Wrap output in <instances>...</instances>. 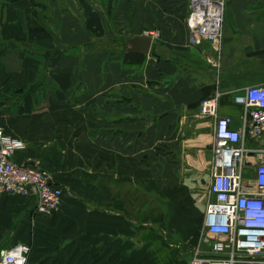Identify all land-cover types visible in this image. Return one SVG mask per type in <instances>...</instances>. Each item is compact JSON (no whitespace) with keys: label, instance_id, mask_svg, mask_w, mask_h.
Wrapping results in <instances>:
<instances>
[{"label":"crops","instance_id":"obj_1","mask_svg":"<svg viewBox=\"0 0 264 264\" xmlns=\"http://www.w3.org/2000/svg\"><path fill=\"white\" fill-rule=\"evenodd\" d=\"M61 1L49 0L57 34L41 21L46 5L38 0L8 4L0 32V129L26 143L15 162L46 171L64 191L52 218L36 212L35 195H0V264L18 244L32 247L30 264H138L145 163L165 160L173 177L171 157L193 162V153H212L214 120L199 111L217 93L219 116L241 127L236 97L264 85V0H227L220 53L192 42L191 0H117L115 7L105 0L104 10L97 0H78L79 8L67 0L70 9ZM135 36L153 38L148 54L126 52ZM44 80L52 89L15 93ZM249 144L264 148V137ZM186 188L190 219L202 226L208 189L195 214ZM178 194L163 191L174 203ZM60 219L67 228L57 233ZM65 242L78 245L65 249Z\"/></svg>","mask_w":264,"mask_h":264},{"label":"built area","instance_id":"obj_2","mask_svg":"<svg viewBox=\"0 0 264 264\" xmlns=\"http://www.w3.org/2000/svg\"><path fill=\"white\" fill-rule=\"evenodd\" d=\"M226 7L227 0L190 1L187 27L195 45L207 42L221 52ZM220 98L217 93L203 101L199 111L200 117L214 120L213 173L201 240L210 250L205 256L197 249L190 264H264V148L249 146L264 137V85L248 87L236 97L244 109L238 129L231 117L219 116ZM25 148L24 141L0 129V195H35L36 212L52 215L62 206L64 191L46 171L15 162ZM248 167H254L253 176ZM30 253L29 245L18 244L4 252L1 264H29Z\"/></svg>","mask_w":264,"mask_h":264},{"label":"rangeland","instance_id":"obj_3","mask_svg":"<svg viewBox=\"0 0 264 264\" xmlns=\"http://www.w3.org/2000/svg\"><path fill=\"white\" fill-rule=\"evenodd\" d=\"M38 1L47 7V10H42L41 13H53L52 7L49 6V0ZM61 2H64L63 6L65 8H71V2H67V0H62ZM61 2L60 4L62 5ZM76 3V7L78 8L82 4L78 0ZM117 3L118 1L114 0L113 6L115 7ZM96 4L100 10H104V6L106 5L105 0H97ZM7 6L8 4H5V0H0V15L3 13L2 21L4 20ZM49 15L54 19L53 14ZM3 47L4 44L1 43L0 39V48ZM210 129L214 132L213 126ZM211 149H213V146ZM203 152L202 150L201 154L193 153L191 155L193 162L188 161L190 158L187 161L183 160L181 158L182 154L178 157H171L174 159L171 167L176 165L177 169V173L173 177L168 166H165L166 162L164 159V161L156 159H148L146 161L145 165L148 169H145L144 209L143 213L139 211L138 218V231L139 233L144 231V244L143 247L139 245V249L144 250V255L139 258L138 264H190L192 257L198 249V245H200L199 248L205 253L210 250L208 245L201 244V240L206 234L203 225L201 226V223L195 224L194 220H191V212L188 210L189 207L183 199L184 192L189 191L186 187H189L190 190L193 189L192 212L196 214L197 211L202 212L204 210V196H206L213 173V151L212 153L207 150ZM198 157H201V160L198 161L196 159ZM158 170L160 171V176L157 174ZM247 174L248 176H253L254 167H248ZM175 188L178 192L181 190L183 193L181 195L178 194L177 202L165 200L163 191ZM56 213L50 217L56 216ZM130 216L136 221L135 215L130 214ZM72 226L69 228V233H73ZM54 228L57 233H60L67 228V224L63 219H60L55 222ZM134 229V233H136V227ZM54 243H49L48 248L53 247ZM45 245L38 243V248L45 249ZM62 245L65 249H73L78 243L65 242ZM53 262H55V259L51 261V263Z\"/></svg>","mask_w":264,"mask_h":264},{"label":"trees","instance_id":"obj_4","mask_svg":"<svg viewBox=\"0 0 264 264\" xmlns=\"http://www.w3.org/2000/svg\"><path fill=\"white\" fill-rule=\"evenodd\" d=\"M24 0H5V4H17L19 2H22ZM47 10V7H45V11ZM49 14H52V13H44V15H42L41 17V21L46 25L48 26L55 34H57V31H58V28L56 26V23L54 22V19H52V16H50ZM2 18H3V13L0 15V32H1V28L3 27V21H2ZM53 84V83H52ZM52 85L49 81L47 80H44V81H38V83H36L35 86H33L30 91L26 92L25 90L23 89H17L15 91V93L17 95H21V96H18L19 98H22V96L26 93H31V94H38L39 90H45V89H52ZM19 101V100H18ZM64 197V196H63ZM31 255H32V251L30 253V257H29V263H30V258H31Z\"/></svg>","mask_w":264,"mask_h":264},{"label":"water","instance_id":"obj_5","mask_svg":"<svg viewBox=\"0 0 264 264\" xmlns=\"http://www.w3.org/2000/svg\"><path fill=\"white\" fill-rule=\"evenodd\" d=\"M153 38L149 36H135L134 38L125 40L127 53L148 54L152 45Z\"/></svg>","mask_w":264,"mask_h":264}]
</instances>
